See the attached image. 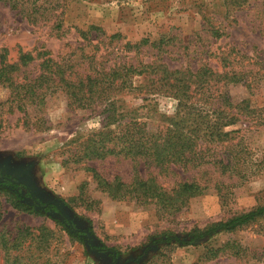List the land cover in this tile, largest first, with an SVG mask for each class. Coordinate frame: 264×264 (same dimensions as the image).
<instances>
[{"label":"rangeland","instance_id":"1","mask_svg":"<svg viewBox=\"0 0 264 264\" xmlns=\"http://www.w3.org/2000/svg\"><path fill=\"white\" fill-rule=\"evenodd\" d=\"M236 2L0 0V74L10 75L17 83L28 82L44 71L41 63L48 57L68 67L72 80L85 79L100 66H139L141 62L194 73L206 67L242 76L241 81L230 79L223 87L230 102L224 112L237 114L234 123L225 128L229 135L223 142L205 145L209 158L217 164L173 168L166 173L122 156L82 161L68 156L82 139L106 124L111 101L123 112V121L137 118L155 130L175 113L178 101L174 97L161 92L146 94L141 88L82 108L69 104L66 93L57 90L39 103L25 101L21 110L13 88L0 80V155L35 162L39 191L46 199L63 201L83 227L75 225L76 229H90L92 243L115 250L119 264L130 259H139L131 264H264V218L196 245L158 241L174 235L188 237L195 229L264 204V0H247L240 6ZM81 31L91 32L88 39ZM115 34L120 37L110 42ZM143 40L148 42L134 47ZM26 53L36 59L23 63L21 56ZM93 55L95 61L89 69L87 56ZM11 65L14 67L7 73L6 67ZM140 79L134 78L136 86ZM217 95L206 105L211 112L220 101ZM202 97L194 94L199 102ZM220 162L230 165L223 169ZM135 166L140 176H156L168 190L175 181L186 179L207 187L184 209L159 212L153 204L111 199L86 169L94 168L109 181L119 176L130 182ZM16 203L21 202L14 194L0 188V231L4 229L14 238L26 226H45L58 237L36 264H109V257L93 255L88 241L60 219L18 208ZM29 242L27 238L23 252L11 250L8 257L0 250V264L16 255H26L32 263L37 252L28 249ZM226 243L238 249L211 255L209 249Z\"/></svg>","mask_w":264,"mask_h":264},{"label":"trees","instance_id":"2","mask_svg":"<svg viewBox=\"0 0 264 264\" xmlns=\"http://www.w3.org/2000/svg\"><path fill=\"white\" fill-rule=\"evenodd\" d=\"M225 1L228 4L232 0ZM236 1L234 5L240 6L247 0ZM94 28L98 29L96 26L91 27V29ZM90 33V31H81L80 35L86 39L87 34ZM119 37V34H115L110 36L109 40L112 42ZM147 42L148 40H143L142 43H137L134 47H139L140 44L144 45ZM98 44H95L94 47L98 48ZM126 46L132 47L130 43H127ZM87 58L90 69L95 61V56H87ZM35 59L36 57L29 53L21 56V61L25 64ZM41 65L44 71L40 70V73L28 82L17 83L10 75L0 74V80L13 88L12 92L15 94L18 108L21 110L24 109L25 101L26 104L39 103L45 98V95L57 90L66 93L69 104H76L82 108L97 101H111L112 96L134 92L141 88H145L146 94L161 92L178 101L175 113L155 130L148 123L137 118L123 121V112H119L114 101H111L108 104L109 115L106 124L82 139L78 143L77 150L68 156L69 158L77 157L80 161L83 159H104L107 156H122L134 163L141 161L155 169L159 168L161 172L165 173L173 172V168L186 170L214 165L217 162L209 158V149L205 145L225 141L229 135L228 132H225V128L234 123V115H237L236 112L232 116L224 112L226 103L230 104V102L226 101L223 87L230 79L235 83L242 79L241 74L235 72L231 74L219 73L205 67L194 73L191 70L170 69L166 65L141 62L139 66H135L119 63L107 68L106 66L93 68L92 74L86 75L85 79L72 80V72H68V67L62 66L49 57L45 58ZM12 67L14 66L6 67L7 73L8 69ZM135 77H141L137 86ZM199 93L203 96L200 98L202 102H199L197 98L194 99V94ZM214 93L218 94L220 101L215 106L214 112H211L206 105H210L209 99ZM112 125L114 127H111ZM229 165V162L226 164L220 162L223 169L228 168ZM86 169L93 173L98 187L106 192L111 199L132 200L141 206L153 204L159 212L172 213L184 209L191 198L203 194L207 187L194 179H186L175 181L174 186L168 190L157 180L156 176H147L146 178L140 176L136 166L130 182L122 181L119 176L109 181L94 168ZM14 205L18 208L31 210L23 203ZM261 218H264V204L236 214L226 221L209 224L203 229H195L188 237L174 235L158 241L196 245L206 238H212L223 232L235 231L253 224ZM27 238L30 239L27 245L28 249H36L37 256L34 260L36 262L31 263L30 257L26 255H16L12 260L9 257L6 264H36L43 253L50 251L53 240L57 241L58 239L56 232L45 226L39 228L26 226L19 229L14 238H9L3 229L0 231V250H3L7 257L11 250L23 252ZM226 249L238 248L234 244L226 243L219 248L209 249V251L215 257ZM234 251V254H240V252Z\"/></svg>","mask_w":264,"mask_h":264},{"label":"flooded vegetation","instance_id":"3","mask_svg":"<svg viewBox=\"0 0 264 264\" xmlns=\"http://www.w3.org/2000/svg\"><path fill=\"white\" fill-rule=\"evenodd\" d=\"M35 162L21 161L17 158L0 155V188L10 191L16 198L29 209H33L46 214H55L58 207L52 203L46 204L41 200L43 194L39 191L38 182L35 175ZM61 205V203H59ZM62 223L72 232L78 234L88 241L92 250L97 254H104L103 257H109V264H119V254L115 250L103 246L94 245L90 229H76L73 221L62 220ZM139 262V259L125 260L123 264Z\"/></svg>","mask_w":264,"mask_h":264},{"label":"water","instance_id":"4","mask_svg":"<svg viewBox=\"0 0 264 264\" xmlns=\"http://www.w3.org/2000/svg\"><path fill=\"white\" fill-rule=\"evenodd\" d=\"M45 194V193H43ZM44 196V195H43ZM41 200L46 202V204L52 203L54 205H56L58 207V212L55 214H49L51 215L53 218H58L61 221L62 220H68V221H73V223L80 229H83L82 225L80 224V221L77 220L75 217H73V213L69 210V208L66 206V204L61 201V200H55L52 198H47V200H45L43 197H41ZM59 203H61V205H59ZM91 253L93 255H97V251L96 250H92Z\"/></svg>","mask_w":264,"mask_h":264}]
</instances>
